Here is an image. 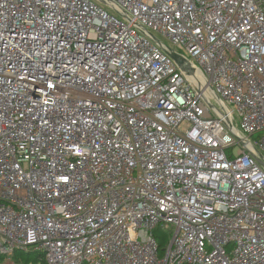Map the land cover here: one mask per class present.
Masks as SVG:
<instances>
[{
    "label": "built area",
    "instance_id": "obj_1",
    "mask_svg": "<svg viewBox=\"0 0 264 264\" xmlns=\"http://www.w3.org/2000/svg\"><path fill=\"white\" fill-rule=\"evenodd\" d=\"M16 252L264 264V0H0V264Z\"/></svg>",
    "mask_w": 264,
    "mask_h": 264
},
{
    "label": "trees",
    "instance_id": "obj_2",
    "mask_svg": "<svg viewBox=\"0 0 264 264\" xmlns=\"http://www.w3.org/2000/svg\"><path fill=\"white\" fill-rule=\"evenodd\" d=\"M158 233H161L160 229L155 230V237H156V241L158 242L159 251L161 253L169 242L167 238L160 236ZM14 257L16 259L19 258L21 262H23V264H45L44 259L42 258L41 254L35 256L34 259H31L30 258L31 255L29 254H22V253L16 252L14 254Z\"/></svg>",
    "mask_w": 264,
    "mask_h": 264
},
{
    "label": "rangeland",
    "instance_id": "obj_3",
    "mask_svg": "<svg viewBox=\"0 0 264 264\" xmlns=\"http://www.w3.org/2000/svg\"><path fill=\"white\" fill-rule=\"evenodd\" d=\"M163 43H165L168 47L171 49H175L169 42H167L164 38L161 36H158ZM161 233H158L160 236H163L168 239V242L171 240L173 232H174V227L171 224H166L165 229L160 230ZM36 255H31V259H34Z\"/></svg>",
    "mask_w": 264,
    "mask_h": 264
},
{
    "label": "water",
    "instance_id": "obj_4",
    "mask_svg": "<svg viewBox=\"0 0 264 264\" xmlns=\"http://www.w3.org/2000/svg\"><path fill=\"white\" fill-rule=\"evenodd\" d=\"M170 55L177 63H179V61H178L179 60V56L176 53L172 52V53H170Z\"/></svg>",
    "mask_w": 264,
    "mask_h": 264
}]
</instances>
